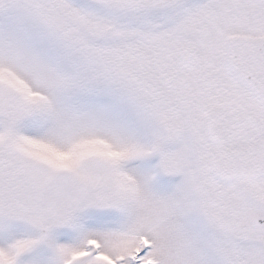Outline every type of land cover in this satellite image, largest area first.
I'll list each match as a JSON object with an SVG mask.
<instances>
[{"label": "snow or ice", "instance_id": "1", "mask_svg": "<svg viewBox=\"0 0 264 264\" xmlns=\"http://www.w3.org/2000/svg\"><path fill=\"white\" fill-rule=\"evenodd\" d=\"M0 264H264V0H0Z\"/></svg>", "mask_w": 264, "mask_h": 264}]
</instances>
